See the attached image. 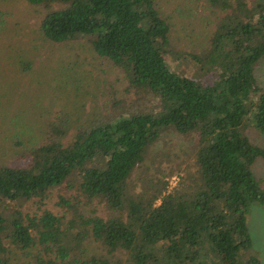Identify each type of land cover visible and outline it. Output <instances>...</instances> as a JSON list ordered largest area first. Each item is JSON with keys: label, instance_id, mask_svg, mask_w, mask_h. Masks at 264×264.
Here are the masks:
<instances>
[{"label": "trees", "instance_id": "16d2710c", "mask_svg": "<svg viewBox=\"0 0 264 264\" xmlns=\"http://www.w3.org/2000/svg\"><path fill=\"white\" fill-rule=\"evenodd\" d=\"M26 1L46 10L38 24L44 40L84 38L155 106L73 134L55 111L42 141L14 166L0 164V264H261L247 215L251 203H264L252 172L264 148L244 129L253 123L264 132L255 75L264 0H204L216 22L201 52L174 48L156 0ZM182 61L184 73L171 66ZM168 129L194 135L193 172L165 192L160 180L138 187L133 172ZM65 184L75 186L76 201L58 195L60 209L46 208ZM87 242L98 251L89 254Z\"/></svg>", "mask_w": 264, "mask_h": 264}, {"label": "rangeland", "instance_id": "374dc122", "mask_svg": "<svg viewBox=\"0 0 264 264\" xmlns=\"http://www.w3.org/2000/svg\"><path fill=\"white\" fill-rule=\"evenodd\" d=\"M161 14L171 25L170 39L177 50L201 52L214 30L216 14L204 0H156ZM41 6L26 0L0 3V164L14 166L16 158L43 140L44 128L55 111L66 117L69 133L84 125L103 120L111 114L155 106L150 96L140 97L129 90L125 73L108 59L97 55L84 38L61 43L44 40L38 31L45 13ZM187 61L171 62L180 73ZM259 85L264 88V57L255 67ZM250 141L264 148V132L253 123L245 126ZM195 152L194 135L172 129L161 132L144 164L137 167L132 180L140 186L148 178L162 191L174 187L182 176L192 173ZM255 178L264 189V159L252 165ZM147 179V180H148ZM167 182V186L161 185ZM137 187V188H138ZM58 195L70 203L78 198L75 186L56 189L46 208L59 210ZM96 213H104L93 202ZM247 227L252 252L264 264V203H251ZM89 254L97 244L86 243ZM23 260V259H22Z\"/></svg>", "mask_w": 264, "mask_h": 264}]
</instances>
